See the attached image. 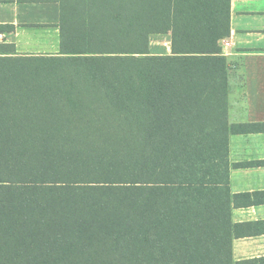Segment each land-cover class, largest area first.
Returning a JSON list of instances; mask_svg holds the SVG:
<instances>
[{
  "label": "trees",
  "instance_id": "16d2710c",
  "mask_svg": "<svg viewBox=\"0 0 264 264\" xmlns=\"http://www.w3.org/2000/svg\"><path fill=\"white\" fill-rule=\"evenodd\" d=\"M83 3L0 58V264H232L230 0Z\"/></svg>",
  "mask_w": 264,
  "mask_h": 264
},
{
  "label": "crops",
  "instance_id": "0c3cea01",
  "mask_svg": "<svg viewBox=\"0 0 264 264\" xmlns=\"http://www.w3.org/2000/svg\"><path fill=\"white\" fill-rule=\"evenodd\" d=\"M64 1L0 0V58L60 56L63 19L77 22L85 11V0ZM230 15L228 121L248 128L229 143L231 262L264 264V0H230ZM171 41L152 36L150 52L171 55Z\"/></svg>",
  "mask_w": 264,
  "mask_h": 264
},
{
  "label": "rangeland",
  "instance_id": "374dc122",
  "mask_svg": "<svg viewBox=\"0 0 264 264\" xmlns=\"http://www.w3.org/2000/svg\"><path fill=\"white\" fill-rule=\"evenodd\" d=\"M169 45V43H168V41L167 42H165V40H163V42L162 43H159L161 46H163L164 48H167V47H169L167 44ZM166 44V45H165ZM152 54V53H151ZM153 55V54H152ZM155 55V54H154ZM155 56H157V55H155ZM238 68V67H237ZM238 74V73H237Z\"/></svg>",
  "mask_w": 264,
  "mask_h": 264
},
{
  "label": "built area",
  "instance_id": "2783aa9c",
  "mask_svg": "<svg viewBox=\"0 0 264 264\" xmlns=\"http://www.w3.org/2000/svg\"><path fill=\"white\" fill-rule=\"evenodd\" d=\"M230 43H226V46H229Z\"/></svg>",
  "mask_w": 264,
  "mask_h": 264
}]
</instances>
